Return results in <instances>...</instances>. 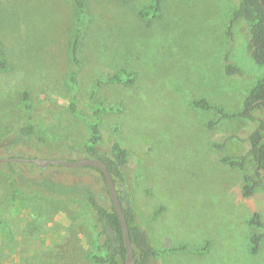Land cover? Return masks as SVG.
<instances>
[{
  "label": "rangeland",
  "instance_id": "374dc122",
  "mask_svg": "<svg viewBox=\"0 0 264 264\" xmlns=\"http://www.w3.org/2000/svg\"><path fill=\"white\" fill-rule=\"evenodd\" d=\"M151 1L85 0L75 63L73 0H0V47L10 64L0 70V139L7 142L26 122L44 138L0 145V155L86 157L85 128L68 106L66 84L75 71L80 109L89 111L90 95L119 108L101 114L102 148L117 136L129 150L119 188L152 244L163 249L150 264H264V239L251 253L248 237L259 229L246 221L257 211L264 222V188L250 197L240 192L241 174L253 173L254 163L248 158L240 170L220 160L246 151L234 135L247 136L257 121L232 117L208 128L216 113L190 106L205 97L234 112L263 74L250 55L245 22L237 20L227 34L236 0H162L158 17L141 16ZM226 56L239 73H225ZM119 69L131 74L130 83L108 80ZM22 90L30 93L31 114L21 108ZM253 113L264 117V108ZM16 163H0V264H95L88 203L30 179H84L108 206L100 173ZM13 168L30 179L19 182Z\"/></svg>",
  "mask_w": 264,
  "mask_h": 264
},
{
  "label": "trees",
  "instance_id": "16d2710c",
  "mask_svg": "<svg viewBox=\"0 0 264 264\" xmlns=\"http://www.w3.org/2000/svg\"><path fill=\"white\" fill-rule=\"evenodd\" d=\"M77 11L75 33L70 43V53L72 61L79 63L80 35H81V18L85 12V0H73ZM162 0H152L150 4L140 10L141 16H149L156 18L160 15V5ZM242 19L247 26L248 47L252 59L264 68V0H236L235 9L227 24V34L232 37L233 24ZM225 73L229 75L239 73L236 65L225 58ZM10 66L9 62L4 57V52L0 47V70H6ZM76 72L69 74L67 79V90L69 94L68 106L79 122L84 126L86 135L82 145V153L84 156L97 157L103 160L109 169L115 187L122 204V209L128 226L129 238L134 257V264H150L163 249L155 247L148 233L143 229L136 217V213L130 203L124 204L123 201L129 197L123 196L119 185L124 180L123 167L129 160V150L115 136L106 148H102L104 141L100 118L102 112L119 110L118 107L104 104L102 101H93L92 95L89 97L87 105L89 111L80 109L76 103L77 83L75 78ZM129 74V73H128ZM108 80L112 82L128 84L131 82V74L127 75L125 70L119 69L108 76ZM100 82V80L98 81ZM92 93V92H91ZM21 108L28 114H31L33 106L30 102V93L28 90H22L20 93ZM190 106L194 109L213 110L216 113V118L209 119L206 122L208 128H213L214 125L225 118L240 117L250 121H257V126L244 137L234 135L239 141L246 142L247 149L244 153L225 154L220 160L229 166L237 167L240 170L244 169L248 158H251L254 163V172L241 174V195L250 197L254 194L258 186L264 188V117H257L253 113L256 108H264V71L263 74L256 79L252 87L249 89L243 98L242 105L234 112H227L222 105L213 104L205 97L193 98L190 101ZM116 129L111 134H115ZM33 138L38 141L44 140L37 132L34 125L29 122L18 127L15 131V136L7 142L6 139H0V145H14L20 142H31ZM217 146L221 147L219 144ZM1 147V146H0ZM10 156V155H0ZM10 166L16 165V162H8ZM94 169L100 173V176L105 184L102 172L91 166H83ZM13 172L19 182L25 183L24 173L17 172L13 168ZM33 184L45 188L47 191L70 195L76 198L84 199L89 205V212L92 215V227L96 231V247L89 254L90 260L95 264H124L125 245L123 240L122 227L119 216L115 211L111 201L107 206L98 197L95 189L86 183L84 179L72 182H55L51 177L39 178L38 180L30 179ZM106 191L108 193L107 187ZM109 195V194H108ZM110 198V197H109ZM129 201V199H128ZM247 224L257 227L259 231L252 232L248 237V249L251 253H256L259 249L261 241L264 239V222L261 220L260 213L252 211L247 218ZM0 225L3 223L0 221ZM204 244L202 248H205Z\"/></svg>",
  "mask_w": 264,
  "mask_h": 264
},
{
  "label": "water",
  "instance_id": "95a60500",
  "mask_svg": "<svg viewBox=\"0 0 264 264\" xmlns=\"http://www.w3.org/2000/svg\"><path fill=\"white\" fill-rule=\"evenodd\" d=\"M30 161L38 164L39 166H47L51 164H56L63 167L75 168V167H83V166H91L99 169L104 177L105 184L108 190V194L110 197V201L117 212L123 233V240L125 245V258L124 264H134V257L131 247V241L129 238L128 226L125 219V215L122 209V204L119 200V196L115 187V183L113 181V177L107 168L105 162L97 157H82L80 159L67 160L61 157L57 158H40V157H26V156H0L1 162H25Z\"/></svg>",
  "mask_w": 264,
  "mask_h": 264
}]
</instances>
